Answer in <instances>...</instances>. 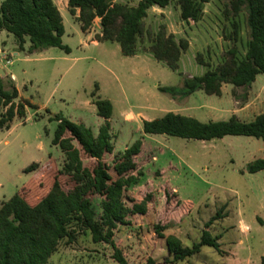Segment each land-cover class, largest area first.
Here are the masks:
<instances>
[{
	"label": "rangeland",
	"instance_id": "374dc122",
	"mask_svg": "<svg viewBox=\"0 0 264 264\" xmlns=\"http://www.w3.org/2000/svg\"><path fill=\"white\" fill-rule=\"evenodd\" d=\"M139 1L122 0V3L133 6ZM58 3L65 25L63 43L70 47V52L50 47L29 54L28 48H19L12 33L0 31V48L6 50L0 52V74H7L17 87L16 103L31 104L27 106L25 117L16 116L9 129L0 131V200L10 199L24 183L31 181L36 171L26 172L25 169L32 163H39L46 173L53 170L54 164L64 165V153L52 142L58 126L54 119L57 114L83 123L98 134L105 119L97 113L93 100L109 99L114 104L112 156L123 153L139 138L148 148L139 157V167L144 172L140 183L127 195L137 201L147 193L154 195V204L146 215L131 214L129 224L118 223L114 228V238L129 262H146L153 257L156 247L160 250V239L154 234L157 218L153 208L161 205V188L167 186L170 190L176 189L183 208L188 205L193 208L190 214L178 215L183 229L190 235L187 245L192 247L199 242L204 230L219 238L220 250L203 246L182 264H227L224 254L230 250L235 254L228 259L230 264H261L264 226L258 223L257 217L264 218V193L259 191L264 184V170L257 176L246 177L240 169L243 160L264 158V139L228 135L205 141L145 134L141 122L148 113V117L157 118L169 111L193 116L202 122L230 118L226 114L217 115V107L224 103L217 95L199 90L185 98H175L160 91L159 86H182L186 76L202 75L208 68L222 63L232 47H236L238 56L243 58L251 37L246 7L235 14L232 0H211L204 5L199 21L183 20L178 0L165 8L151 7L144 20V33L138 40V54L151 53L154 37L165 25L167 32L173 33L177 40L185 37L190 43L181 56L179 69L173 70L154 56L145 63H137L138 60L122 54L116 41H104V46L93 45L82 33L81 23L68 6L64 7L61 0ZM98 24L96 18L90 30H97ZM8 60L12 62L8 64ZM12 73L16 74L15 80L11 79ZM263 82L264 73L258 74L254 84L257 100L264 99ZM230 86L233 85L227 83L226 87ZM248 90L241 87L238 91L243 95ZM144 107L152 111L141 110ZM128 110L134 113L141 110L142 114L137 113L135 120L127 121L124 113ZM262 111L264 106H259L255 113ZM63 180L71 189L72 184ZM87 196L93 197V205L98 208V196ZM86 213L91 215L89 210ZM240 218L250 226V238L241 232ZM240 239L244 240L243 244L239 243ZM113 253L111 244L95 243L89 230L78 229L73 241L61 242L49 264H119ZM166 259L159 257L158 260L162 263Z\"/></svg>",
	"mask_w": 264,
	"mask_h": 264
},
{
	"label": "trees",
	"instance_id": "16d2710c",
	"mask_svg": "<svg viewBox=\"0 0 264 264\" xmlns=\"http://www.w3.org/2000/svg\"><path fill=\"white\" fill-rule=\"evenodd\" d=\"M181 18L199 21L204 5L211 0H178ZM173 0H140L137 5H128L117 0H68V9L88 31L96 18H101L99 41H116L124 56L138 53V40L144 33V20L153 6L167 7ZM233 11L238 14L245 6L250 28V40L245 56H238L232 47L228 57L202 75L186 76L183 85L159 86V90L173 97L185 98L199 90L209 95H221L222 84L248 87L258 74L264 73V0H232ZM236 26V24H235ZM12 33L20 49L30 43L28 52L59 47L70 52L63 43L65 25L62 14L54 0H2L0 1V31ZM238 34L236 26V35ZM236 38V37H235ZM189 40L176 39L162 25L156 33L150 52L173 70L180 67L181 56L189 49ZM203 64L202 60H198ZM96 95L95 92L92 93ZM19 91L12 85L6 89L0 77V128L9 129L16 116L25 117L29 102H19ZM97 113L105 119L98 134L83 123L74 122L61 114L54 119L58 126L52 140L64 153V165L54 164L46 173L39 163H32L25 171H36L30 182L20 188L10 199L0 205V264H49L51 256L61 242L76 238L78 229L89 230L95 243L107 242L114 249L113 258L119 264H131L115 240L117 224H129L131 214L146 215L154 204L153 193H147L141 201L127 195L140 183L144 172L139 167V157L148 148L141 138L123 153L112 156L111 121L114 105L109 99H95ZM145 134H164L186 139L212 140L228 135L252 136L264 139V113L250 122L233 115L228 120L202 122L199 119L169 111L161 117L143 121ZM112 156V157H110ZM149 158V155H148ZM264 170V158L247 165V171ZM67 180L72 188L66 186ZM165 204L153 226L158 237L165 238L173 262L184 261L199 253L203 246L220 250L218 237L204 230L199 242L192 247L184 246L175 235L166 236L172 218L190 214L191 205L182 207L177 193L162 187ZM98 196V208L93 197ZM84 195H86L84 197ZM155 207L153 208V210ZM91 211L87 215L86 211ZM98 215V217H97ZM260 225L264 219L257 217ZM206 227H209L207 224ZM169 259H166L168 262ZM140 264H157L149 257ZM264 264V256L261 258Z\"/></svg>",
	"mask_w": 264,
	"mask_h": 264
},
{
	"label": "crops",
	"instance_id": "0c3cea01",
	"mask_svg": "<svg viewBox=\"0 0 264 264\" xmlns=\"http://www.w3.org/2000/svg\"><path fill=\"white\" fill-rule=\"evenodd\" d=\"M54 1L57 4V6H58V8L60 10V5L58 3V0H54ZM61 1L63 3L64 7L68 6V0H61ZM117 1L122 2V0H117ZM97 19L99 20V24H98V29L97 30H94V31H92L90 29L88 31H83L82 30V33L87 37V40L89 42L93 43V45H95V46H104V43H105L104 41L97 40V35L101 34V30H102L101 18L98 17ZM3 43H5V41H3ZM29 45H30L29 42H27L25 44V50L28 48ZM5 51H6L5 48H2V49L0 48V52L4 53ZM14 51H17V48ZM36 52H33V53H36ZM33 53H31V54H33ZM14 54H18V52H15ZM127 57L135 59V60H138L137 63H145L146 61L150 60V58H153V54L147 53V52H145V53L142 52V53H139V54L137 53L134 56H127ZM12 76H14L15 79H16V74L15 73H12ZM0 77L2 79H4L5 84H6V89H9L12 85H14L13 82L10 81L9 76L7 74H5V75L0 74ZM15 79H13V80H15ZM255 82H256V80L250 86H248L249 90L247 92H245L243 95H241L240 92L238 91L239 88H241V87H235L232 84L233 86H230V87L227 88L226 87L227 83H223L222 84V94L221 95H217V96L221 97L220 99L223 100L222 102H224V103L220 104L217 107V109H216L217 115L226 114V115H230V117H232L233 115H236L240 120L246 121V122H250V121L254 120L258 114L264 113V111L255 113V110H256L257 107L264 106V99L257 100L255 98V96L257 95L256 87L254 85ZM261 86H264V82L261 84ZM225 88H227V89H225ZM225 106H229V108L226 109ZM141 110L152 111V109L147 108V107L141 108ZM141 110H139L137 113L138 114H142ZM177 112H179V111L177 110ZM137 113H134L132 110L125 111V113H124L125 120H127V121L135 120L134 118H135V116H137L136 115ZM148 115H150V114L148 113L147 116L144 117L145 120L154 119L152 116L148 117ZM129 117H131V118H129ZM246 119H251V120L248 121ZM110 121H111V118H110ZM141 122L143 123V119H141ZM3 129H6V128H0V131L3 130ZM250 162H252V161L251 160H243L242 161V168L240 169V172L243 173L244 176H246V177H249V176L254 177V176H257L260 172L263 171L262 170V171H259V172H256V173L248 172L247 171V165ZM24 185H25V183L20 188H22ZM173 190H176V189L173 188ZM259 191L264 193V184H261V186L259 187ZM5 200H6V198L1 199L0 200V205ZM164 204H165V199H164V196H163V201H162L161 205L159 207H155V209H154V214H155L156 217H157L158 213L161 211V209L163 208ZM258 217H261V216H258ZM261 218H263V217H261ZM181 222H182L181 217L172 218L171 223L169 224L168 228L164 231V233H165L166 236L175 235L176 237H178L182 241V244L184 246H188L187 245L188 238H189L188 236H190V235H188L187 230L183 229V225L181 224ZM239 226H240V230L243 233V235L245 237L250 238L251 237L250 226L246 225L242 218L239 219ZM206 228L209 229L210 227H206ZM185 231H186L187 234L185 233ZM154 234H156V233L154 232ZM185 235H187V237H185ZM156 236H157V234H156ZM158 239H160V242H161L160 250L157 251L158 249L156 247L154 252H152V254H153L152 258H154L156 260L157 264H182V263L186 262L187 260H189V258H188V259H186L184 261L173 262L172 261L173 257H172L171 253L169 252V250L167 248V244H166L165 238L158 237ZM239 243L243 244L244 240L240 239ZM225 253H226V254H224L225 260H226V262H228L227 264H230L228 259L231 260V256H235V254L231 250L228 251V252H225ZM262 256H264V254H260V256H259L260 262H261ZM159 257L167 258V259H169V261L166 262V260H165L164 262L161 263V261L158 260Z\"/></svg>",
	"mask_w": 264,
	"mask_h": 264
},
{
	"label": "built area",
	"instance_id": "2783aa9c",
	"mask_svg": "<svg viewBox=\"0 0 264 264\" xmlns=\"http://www.w3.org/2000/svg\"><path fill=\"white\" fill-rule=\"evenodd\" d=\"M7 63L8 64L11 63V60H8ZM11 79H15V77L14 76H11Z\"/></svg>",
	"mask_w": 264,
	"mask_h": 264
}]
</instances>
